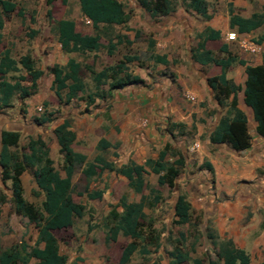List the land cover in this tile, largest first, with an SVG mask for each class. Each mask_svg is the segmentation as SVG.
I'll return each instance as SVG.
<instances>
[{"label": "trees", "instance_id": "obj_1", "mask_svg": "<svg viewBox=\"0 0 264 264\" xmlns=\"http://www.w3.org/2000/svg\"><path fill=\"white\" fill-rule=\"evenodd\" d=\"M56 0H46L51 5ZM66 4L68 0H60ZM81 13L91 22L93 33H82L76 30L75 20L72 18H58L53 20V28L61 50L65 53H86L98 51L102 47L100 42L99 26L125 25L129 19L125 4L121 0H78ZM141 8L147 11L151 17L166 16L175 9V0H136ZM186 9H191L203 17H209L208 3L206 0H181ZM229 25L240 32L250 31L259 27L264 21V12H254L249 17H243L234 13L232 4L229 3ZM12 12L22 16L23 10L13 0H0V43L2 41L1 30L5 19ZM51 16V9L47 10ZM33 18V17H32ZM36 31H32L35 33ZM117 42H123L124 35H116ZM199 41L193 48V56L202 63L215 62L220 66V73L208 77L209 86L214 91V98L221 106L228 105V109L222 115L209 135L211 143H226L235 150H243L250 146L249 133L245 113L238 107L237 94L243 90V101L248 105L256 121V132L264 138V53L261 64H247L242 58H237L228 50L227 44H222L219 49L224 56H215L210 48L206 47L207 40L220 38V33L211 27H206L199 34ZM263 36L259 37L261 41ZM109 38V46H113ZM154 42L149 40V46ZM107 45V46H108ZM131 58V57H129ZM135 59L137 57H134ZM155 62L168 63L164 54L154 53ZM128 61V57L126 59ZM126 61L114 65H108L96 70L92 65L82 64L74 57H69L66 64L61 66L54 64L50 70L54 81L52 88L60 100L69 102L77 98L79 93H84L86 84L81 76L86 70L94 84V90L86 95V104H92L97 98H105L112 89L121 88L127 84L137 83L141 79L128 71ZM237 61L245 65L246 78L243 87L226 77L227 68ZM25 71L12 79L7 75L10 72ZM43 70L36 67L29 54L18 59L11 55L8 48L0 51V108L11 106L13 98L17 95L24 98L31 95L37 81L42 76ZM29 80L30 84L24 81ZM107 84L108 88L102 86ZM35 120L44 123L50 120V116H44ZM53 133L58 145V152L62 156V170L64 175L55 168L51 158L48 144L40 137L30 138L26 145H20V132L18 130L2 129L0 132V178L5 184L10 182V196L0 191V203L7 200L13 204L17 214H20L33 222L37 228V239L33 246L20 241L8 248H0V264H28L31 258L37 260L36 264H76L80 261L76 257L68 262L65 255L59 252V242L54 232L70 227L76 217H82L85 206L74 200L72 196V179L78 166L83 165L81 173L87 180L85 186L89 199H100L103 189H89V180L96 170L104 167L108 170L123 172L128 179V187L134 192L140 193L138 200H129L123 194L119 199L121 210L113 208L105 218L107 227V239L116 240L119 233L130 238L124 244L119 255V264H128L133 254L138 250L143 254H149V245L159 244V234H154L150 226L143 227L141 220L144 218L145 207L157 205L162 194L153 186H148L144 179L146 167L157 175V185L168 186L177 190V178L185 166V158L181 151L166 143L159 150L157 157H148L143 164L130 162L122 167H115L112 161H107L101 154H96L92 160L87 155L73 148L76 134L70 128V120L64 119L56 125ZM105 138H100L97 149L105 150L110 146ZM208 170H212L209 162L205 163ZM27 168H33V177L38 188L37 194L41 195L40 204L28 201L23 195L22 173ZM149 193L144 194L145 188ZM191 203L185 193L178 192L173 204L175 222L179 224L191 223ZM206 238L211 245L212 253L203 256L191 257L188 251L182 252L175 246L169 252L172 264H250L249 254L237 247L230 239L218 240L214 231L206 227ZM180 237L185 238L184 233ZM142 264H159L153 260ZM259 264H264V261Z\"/></svg>", "mask_w": 264, "mask_h": 264}, {"label": "crops", "instance_id": "obj_2", "mask_svg": "<svg viewBox=\"0 0 264 264\" xmlns=\"http://www.w3.org/2000/svg\"><path fill=\"white\" fill-rule=\"evenodd\" d=\"M206 1L209 14L207 18L186 9L182 3L176 5L166 16L151 17L134 0L133 5L146 12L152 19L154 22L152 26L146 28L128 26L122 33L107 32L106 36L99 30L102 47L94 53H105L104 56L108 60L99 68L91 62L88 64L100 70L105 66L126 61L128 57V61L125 62L128 71L141 80L112 89L105 98H97L89 104L93 105L97 100L100 101L98 106L101 113L97 115L93 127L95 147L100 138H105L111 144L106 149H112L114 155H117L116 151L130 140L128 142L132 146L146 147V158L157 157L159 150L166 143L178 148L185 158L184 170L187 171L181 172L178 178L185 176V180L194 186L192 195L187 196L191 208L193 206L202 213L204 221L209 223L218 240L230 238L237 247L249 254L250 264H259L264 261V138L256 132L252 110L244 103L243 90L240 89L237 103L247 118L251 136L250 146L243 150H235L226 143L210 142L209 135L219 118L226 113L228 105L221 106L217 103L214 91L207 81L208 77L220 73V66L215 62L205 64L200 62L193 56V48L199 41L198 34L204 28L211 27L220 33L219 39L206 41V47L210 48L215 56H224L219 47L227 44L228 50L237 58L244 59L247 64H261L264 53V21L255 29L240 32L237 28L230 27L228 8L231 3L234 13L249 17L254 12H264V0ZM126 11L128 12L127 9ZM83 17L91 24L84 15ZM74 20L76 30L87 33L81 31L76 19ZM229 31H235L238 38L255 43L261 52H251L242 48L238 41L227 40L226 35ZM116 35H124V41L118 43ZM253 36L258 38L252 41ZM260 36H263L261 41ZM109 38L112 39L113 46L108 45ZM149 40L154 42L152 47L149 46ZM58 44L60 46V43ZM121 45L131 49L120 52ZM72 53L77 52L68 54ZM154 53L164 54L168 63L155 62ZM62 64L65 65L66 62ZM226 77L243 87L246 78L245 65L234 61L227 68ZM30 96L18 100L29 102L27 98ZM74 99L76 98L69 102L62 100L64 108L67 109ZM14 105L13 101L11 106L0 108V132L2 129L19 131V128L1 126V123L8 119V112H13ZM62 111L65 110L62 108ZM141 115H146L148 119L145 128L138 122ZM24 116V120L20 119L21 123L29 120V114ZM50 116L52 118L44 123L53 120L52 113ZM64 119L70 120L66 113L56 125ZM117 126L121 128L119 132L116 131ZM70 128L76 134V141L77 133L71 120ZM193 142L198 143V148L191 154L189 147ZM56 146L58 148L57 142ZM106 160L115 163L108 158ZM144 160L137 162L130 159L122 164H129L132 161L143 164ZM206 162L211 164V171L206 168ZM149 173L154 174L146 167V175ZM176 191L178 193V189Z\"/></svg>", "mask_w": 264, "mask_h": 264}, {"label": "rangeland", "instance_id": "obj_3", "mask_svg": "<svg viewBox=\"0 0 264 264\" xmlns=\"http://www.w3.org/2000/svg\"><path fill=\"white\" fill-rule=\"evenodd\" d=\"M13 1L23 10V15L19 16L16 12H12L6 17L1 31L0 51L8 48L11 55L16 59L29 54L36 67L43 70V74L37 81L35 91L27 98V100H30L29 102H26V100L20 102L19 97L14 96L15 105L12 108L14 110L8 112V119L3 121L1 126L3 128L5 126L19 128L21 134L20 145H26L30 138H42L48 144L49 154L54 161V166L60 171L61 175H64L61 168L62 156L58 152L52 129L61 121L64 113L70 118L77 133L73 148L84 152L88 160H92L96 154H101L113 160L117 168L122 167V163L130 159L142 162L146 158V147L132 146L128 142L130 140L126 141L125 146L122 145L123 148L120 147L116 151L117 155H114L112 149L99 150L95 147L96 137L93 133V127H95L97 115L101 113L98 106L100 101L97 100L93 105L86 104L87 93L95 89L93 81L86 70L81 73L86 84V90L84 93H79L67 109L64 108V102L59 100L53 92L54 76L51 74L50 68L54 64L63 66L62 63H65L70 55L82 64L91 62L98 68L108 60L104 56L105 53L68 54L61 50L53 28V20L60 17H73L76 19L81 31L87 33H93L94 31L92 25L83 17L77 0H68L66 4L57 0L51 5H47L46 0ZM122 1L130 15L127 25L121 27L100 26L99 30L104 36L107 35V32L114 33L117 31L122 33V30L128 26L146 28L153 25L154 22L148 14L133 5L134 0ZM175 4H181V0H175ZM48 9H51V16L46 13ZM33 30L36 32L32 33ZM257 38V36L251 37L252 41ZM130 49L125 45L120 46V52ZM260 52L261 50L258 53ZM21 74L26 75L25 71L22 70L10 72L7 77L12 79ZM24 83L30 84V81L25 80ZM102 87L107 88V85ZM62 108L65 110L64 112ZM26 111L28 112L26 113ZM51 113L54 118L50 123H41L35 120V118L41 119L44 116H50ZM25 114H29V120L21 123L20 119L24 120ZM138 122L142 128H145L146 123H148L146 115H141ZM120 130L121 128L117 126L116 131L119 132ZM195 151H190V153L193 154ZM82 167L83 165L78 166L73 176L72 196L74 200L85 206V213L82 217H76L70 227L54 232L59 242V252L67 257L68 262H72L76 257H79L81 260L76 264H119L121 249L130 238L119 233L115 241L107 239L105 218L111 209L121 210L119 206L121 195H127L129 200H138L141 194L128 187V179L125 173L115 170L108 171L101 167L96 170L88 184L89 189H103L104 193L100 199H89L85 190L87 180L81 173ZM184 168L181 171L183 173L187 172ZM32 171L33 168H27L21 175L23 195L28 201L39 205L42 196L36 193L38 188ZM144 179L148 186L158 188L162 194V199L157 205L145 207V216L141 220L145 229L150 226L154 234H159V244L157 246L149 245V254H143L137 250L128 264H142L153 260L158 261L159 264H172L169 252L175 246L180 247L182 252L188 251L191 257L212 253L210 242L205 235L206 227L210 228V226L208 222L204 221L202 213L192 206L191 223H176L173 204L177 191L166 185L159 187L156 180L157 175L155 174L149 173L146 175L145 172ZM9 185V181L4 184L0 178V191L6 193L8 197L10 196ZM176 187L178 192L185 193L186 196L193 193L192 188L194 186L188 180H185V176L177 179ZM143 193H149L148 187L143 190ZM181 232L185 236L183 239L180 237ZM37 233V226L28 221L26 217L17 214L10 200L0 203V248L11 247L20 241L27 243L28 246H33L37 239ZM36 262L35 258H31L28 264H36ZM181 264L188 263L181 262Z\"/></svg>", "mask_w": 264, "mask_h": 264}, {"label": "built area", "instance_id": "obj_4", "mask_svg": "<svg viewBox=\"0 0 264 264\" xmlns=\"http://www.w3.org/2000/svg\"><path fill=\"white\" fill-rule=\"evenodd\" d=\"M226 38L227 40L229 41H238L239 45L246 49V50H249L251 52H256L258 51L259 47L251 42L250 40H247V39H243V38H238V35L235 31H229L226 35ZM198 148V143L197 142H193L191 143L190 147H189V150L190 151H194Z\"/></svg>", "mask_w": 264, "mask_h": 264}]
</instances>
